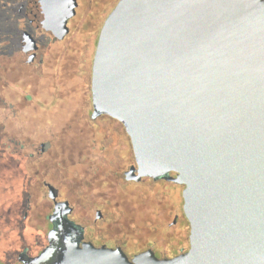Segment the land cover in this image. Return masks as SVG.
Returning a JSON list of instances; mask_svg holds the SVG:
<instances>
[{
  "label": "water",
  "instance_id": "1",
  "mask_svg": "<svg viewBox=\"0 0 264 264\" xmlns=\"http://www.w3.org/2000/svg\"><path fill=\"white\" fill-rule=\"evenodd\" d=\"M77 6L38 0L27 14L64 39ZM22 45L38 48L28 31ZM92 93V117L108 114L130 135L127 178L184 185L190 249L130 258L96 246L62 201L49 244L25 264H264V0H119L98 37Z\"/></svg>",
  "mask_w": 264,
  "mask_h": 264
},
{
  "label": "flooded vegetation",
  "instance_id": "2",
  "mask_svg": "<svg viewBox=\"0 0 264 264\" xmlns=\"http://www.w3.org/2000/svg\"><path fill=\"white\" fill-rule=\"evenodd\" d=\"M77 2V12L74 17L69 19L70 30L66 37L71 33V23L76 19L83 5L89 7L91 4H100V2L111 3L109 0H77ZM37 5L38 0H27L25 13L30 27L35 29V32L29 29L23 30L22 52L11 58L6 56L8 52L4 51V47L0 49L2 89H5V85H14L21 98L29 101L41 96L39 94L41 88L45 91L48 90L51 94L63 91L65 97L79 102L71 106L62 122L57 123L59 127L62 124L61 141L49 140L38 144L33 141L34 134L33 136L23 135L21 129V132H1L0 139L3 146L6 145L5 152L10 160L6 167L10 166L13 171L10 173V171L4 170L1 174L2 178H0V264H25L23 258L37 256L41 253L49 244V232L59 224V217L55 210L56 204L62 201H67L71 207V211L65 217L84 231L83 241L92 242L96 246L120 247L130 258L149 249H152L160 258H171L187 252L191 246L190 231L188 246L182 245L175 250L172 248L171 253H164L158 248L164 229L169 231L168 237L171 240L183 235L178 228L180 214L174 213L176 208L169 201H166L169 205L167 213L165 209L161 211L153 207L155 219L151 222L148 221L150 218L146 211H142L143 216L140 218L126 215L127 207H125L126 202L123 201V197L130 194L129 189L132 184L140 183L143 186L151 182L154 187L157 184L160 185L161 187L151 197L161 207L165 203V200L160 198L161 195L163 197L165 194V197L171 200L169 189L176 185L183 186L184 189V185L165 177L145 176L140 180L127 178L128 170L132 165L137 166V162L125 125L108 114L92 117L94 110L92 74L95 55L91 60V66L89 64L91 73H88H90L91 82L86 78L78 79L81 75L80 52H76V55L63 56L64 63L60 67V73L56 71L60 80L57 82L56 79L51 82L48 78L54 73H46L45 69L47 68L44 67V64L53 66L54 63L51 61L56 60L55 63H57V59L55 56L48 58L46 55L48 51L43 49L35 33L36 31L47 33L56 41H62L66 37L58 39L51 31L33 26L27 10L31 13V9L36 10ZM22 10L23 5L20 8L21 12ZM25 31L30 32L37 40L38 48L34 52H27L23 49L22 39ZM33 53V59L29 61L30 55ZM48 91L47 93H49ZM2 94L0 93L1 98ZM84 113H88V116ZM101 118H105L106 121L109 119L119 121L124 126L123 142L119 144L108 142L112 132L108 130L109 127L100 124ZM0 128L6 129L4 126ZM53 128L55 127L51 126V131L54 130ZM28 148H33L35 151L30 152L27 158L23 153H7L6 151L8 149L23 151ZM36 153L39 160L36 158ZM113 161L120 163L119 168L116 169L115 165L112 166ZM8 175L13 178V183L10 186L5 181L9 180ZM58 175L61 178H58ZM171 176H176V173L170 172L168 177ZM63 181L72 184V198L66 195L60 184ZM51 187L56 192L55 199L50 196ZM118 196L119 200H117ZM139 196L141 199L147 200L149 194L145 191L141 192ZM5 201L7 203L17 202L19 206L12 205L9 210H6ZM142 207L141 210L146 209V206ZM184 216L189 222L185 212ZM134 218L139 221L133 220ZM147 224L153 225L152 235L155 238L143 242L145 234L142 232L146 231V226H149ZM133 226L136 228L134 232H132ZM133 244L135 245L133 246Z\"/></svg>",
  "mask_w": 264,
  "mask_h": 264
},
{
  "label": "rangeland",
  "instance_id": "3",
  "mask_svg": "<svg viewBox=\"0 0 264 264\" xmlns=\"http://www.w3.org/2000/svg\"><path fill=\"white\" fill-rule=\"evenodd\" d=\"M109 2L111 3L104 4L100 2V4H91L89 7L83 5L80 8L78 16L71 23V33L62 41H56L49 34L36 31L35 34H37L41 46L43 47V49L48 51V53L46 54L48 55V58L51 56H55V59H57V63H55L56 60H52L53 62L51 61V63H54L53 66H48L47 63L44 64V67L47 68L45 69L46 73H54L53 76H50L48 78L51 82H54L56 79L57 82L60 80L58 78V75H56V71L60 73V67L64 63V60L62 59L63 56L76 55V52L81 53L80 74H83V76L80 75L78 79L81 80V78H86V80L91 82V68L89 67V64L91 66V60L95 55L99 32L105 18L112 11L118 0H109ZM26 3L27 0H0V49L4 47V51H6V53L8 52L6 56L11 58H14L16 54L18 55L19 52H22L21 36L23 30L29 29L32 32H35V29H32L30 27V24L26 17ZM22 5L23 10L21 12L20 8L22 7ZM84 72H86V74H84ZM11 78L13 79L14 77ZM0 91V93H3V97H0V127L4 126L6 128H0V135L4 133V131L21 132V129L23 131V135L33 136L34 134L33 141H36L38 144L49 140H62V124L59 127L57 123L62 122L65 114L71 108V106H74L79 102L70 97H65V95L62 93L63 91L61 93L58 91L54 92V94H51L48 90L45 91L42 90V88L39 92V94L41 95L40 97L34 99L33 101L23 100L14 85H5V89H2L1 80ZM47 91L49 93H47ZM87 114L88 113H84V115ZM100 124L102 126L109 127L108 130L112 132L111 138L108 140V142L110 141L113 144H119L124 141L123 137L125 136V130L123 128L124 126H122L119 121L113 119H109L108 121H106L105 118H101ZM51 126L55 127L53 128V131H51ZM18 136L21 135L18 134ZM4 147H6V145L3 146L2 140L0 139V158L3 155L0 160V178H2L1 174L4 172V170H7V172L10 171V173L11 171H13L10 166L6 167L7 162L9 164L10 160L8 159V154H6ZM6 151L7 153H23L25 155V158H27L28 154L35 150L33 148H28L27 150L23 151L16 149H8ZM36 158H38V160L40 159L37 153ZM111 164L113 167L115 165V168L117 169L119 168L120 163L113 161ZM57 177L61 178L60 175H58ZM5 181H7L8 186L12 185V176H9V180L7 179ZM60 184L63 186L66 195L72 198V184L67 181L60 182ZM145 186H147L148 191H151V196H153L156 190L161 187L158 184L154 187L153 183L151 182ZM137 189H140L142 192L146 190V188L144 189L143 187H137ZM182 189L183 186L178 185L170 188L169 192L171 193V200H168L165 197V194H163V197H161L162 195L160 196L161 199L165 200V204L166 201H169L175 206L176 209L174 213L177 212L180 214V223L178 225V228L181 233H183L182 237H179L177 239L172 237L173 240H171L170 237H168L169 231H167V229H164V234L162 235V239L160 240L161 244L158 247L164 253H171L172 248L175 250L177 249V247L179 248L182 245H189L190 225L184 216V201L182 197ZM12 205L19 206L17 202L7 203V201H5L4 206L7 208L6 210H9V207ZM168 207L169 205L167 204L162 207L157 204L155 206V208H158L161 211L165 209L166 213L168 212ZM147 225L153 227V225L151 224ZM165 226L167 227V223L165 224ZM134 245L135 244H133V246Z\"/></svg>",
  "mask_w": 264,
  "mask_h": 264
},
{
  "label": "trees",
  "instance_id": "4",
  "mask_svg": "<svg viewBox=\"0 0 264 264\" xmlns=\"http://www.w3.org/2000/svg\"><path fill=\"white\" fill-rule=\"evenodd\" d=\"M137 187H143L144 189L146 188V190H147V186H145V185L142 186L140 183L132 184V186H130V189H129L130 190V194L125 195L123 197V201L126 202L125 203V207H127V214L126 215L128 217L137 216V218H140V217L143 216L142 215V211H146L147 215H148V218H150L148 221L151 222L153 219H155L154 218L155 212L153 211V207L156 206L157 202L151 197V194H150L151 191L150 190L149 191L147 190V192L149 194V197L147 198V200L141 199L139 194L142 191L140 189H137ZM145 191H143V192H145ZM118 193H121V192H118ZM117 200H119V196L117 197ZM166 204L164 203L163 205H166ZM141 207L142 208L145 207L146 209L145 210H141L140 209ZM133 220L139 221L138 219H135V218ZM146 227H147L146 231L142 232L143 234H145L143 239H142L143 242H146V241L151 240V239L154 238V236L152 235V227H150V226H146ZM135 229L136 228L133 226L132 232H134Z\"/></svg>",
  "mask_w": 264,
  "mask_h": 264
}]
</instances>
